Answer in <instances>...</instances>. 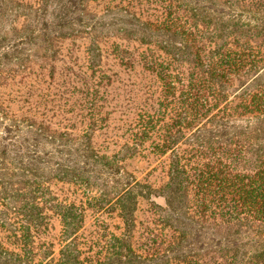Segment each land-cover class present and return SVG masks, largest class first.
Returning a JSON list of instances; mask_svg holds the SVG:
<instances>
[{
    "label": "trees",
    "instance_id": "trees-1",
    "mask_svg": "<svg viewBox=\"0 0 264 264\" xmlns=\"http://www.w3.org/2000/svg\"><path fill=\"white\" fill-rule=\"evenodd\" d=\"M75 1L65 0L64 7ZM90 1L78 0L81 11ZM162 3L163 17L155 21L119 10L134 21L117 28V35L162 54L147 51L139 58L165 97L159 106L168 113L161 126L162 148L169 152L167 182L158 188L140 182L121 165L119 154L94 150L88 135L51 130L11 113L0 100V233L11 240L5 245L0 239V264H148L169 252L179 264H206L207 254L190 247L204 229L211 231V264H264V0ZM92 20L76 21L89 39L91 70L101 58L100 32ZM37 32L29 28L15 35L0 53V67L13 68L7 75L25 71L24 61L34 62V54L24 59L19 47ZM42 41L47 45L48 39ZM145 117L143 130L160 123ZM100 170L103 179L96 176ZM52 180L89 190L87 207L115 213L121 233L103 236L99 250L85 254L77 242L84 208L58 201ZM139 199L169 232L159 241L152 238L145 255L131 243ZM46 211L61 223L56 256L51 244H36Z\"/></svg>",
    "mask_w": 264,
    "mask_h": 264
},
{
    "label": "rangeland",
    "instance_id": "rangeland-1",
    "mask_svg": "<svg viewBox=\"0 0 264 264\" xmlns=\"http://www.w3.org/2000/svg\"><path fill=\"white\" fill-rule=\"evenodd\" d=\"M64 3L65 0H0V53L6 51L15 35L27 33L29 28L39 31L34 36L28 35L19 47L24 59L34 54L31 57L34 62L24 61L25 71L7 75L12 66L0 67L1 102L11 113L42 121L51 130L67 132L76 138L88 135L91 147L100 154H119L121 165L136 180L153 188L163 186L167 182L169 152L162 148L161 126L168 113L159 106L165 100L159 80L142 66L139 58L147 51L162 54L154 47L117 35V28L134 21L119 10H129L143 20L155 21L163 17L162 0H93L85 4L84 11L78 0L74 7H64ZM85 17H94L92 21L101 37L98 39L100 63L93 70L88 64L89 39L76 25V21ZM12 27L18 33L14 34ZM43 38L48 39L47 45ZM118 56L126 61L121 63ZM145 116L158 117L160 123L143 130L142 120H149ZM100 173L101 170L96 176L103 179ZM49 187L58 201L84 208L77 242L85 254L96 253L103 244V236L121 233L122 224L115 213L87 207L90 192L85 187L55 180L50 181ZM46 218L36 244H51L56 256L61 223L51 211H46ZM135 220L131 243L138 254L149 252L152 238L159 241L162 236H169L143 199L138 201ZM7 235L0 233L5 245L11 241ZM208 237L211 231L204 229L200 239H193L190 247L195 254H207L204 262L211 264L212 243ZM175 254L159 255L160 258L148 264H179L174 261Z\"/></svg>",
    "mask_w": 264,
    "mask_h": 264
}]
</instances>
